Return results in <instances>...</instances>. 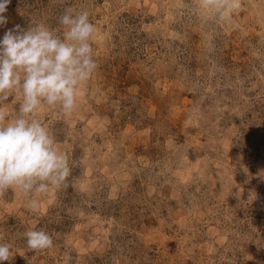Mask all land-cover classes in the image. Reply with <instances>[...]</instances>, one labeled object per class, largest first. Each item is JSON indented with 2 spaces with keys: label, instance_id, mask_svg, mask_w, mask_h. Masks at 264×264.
Wrapping results in <instances>:
<instances>
[{
  "label": "rangeland",
  "instance_id": "rangeland-1",
  "mask_svg": "<svg viewBox=\"0 0 264 264\" xmlns=\"http://www.w3.org/2000/svg\"><path fill=\"white\" fill-rule=\"evenodd\" d=\"M238 2L219 19L202 0H10L0 39L86 10L98 68L72 113L34 114L70 174L35 210L0 195L3 264H264V0Z\"/></svg>",
  "mask_w": 264,
  "mask_h": 264
},
{
  "label": "clouds",
  "instance_id": "clouds-1",
  "mask_svg": "<svg viewBox=\"0 0 264 264\" xmlns=\"http://www.w3.org/2000/svg\"><path fill=\"white\" fill-rule=\"evenodd\" d=\"M9 3L0 0V26L7 23L4 13ZM202 4L215 7L219 19L239 7L238 0H202ZM58 23L57 30L42 23L26 31L16 26L0 39V102L14 90L22 97L15 118L0 106V195L18 190L30 197L27 206L32 210L39 207L38 197L63 185L70 174L67 156L34 114L42 104L72 113L81 85L98 68L91 46L96 27L89 13L68 7ZM24 236L33 252L53 245L43 229L28 230ZM12 258L9 245L0 244V264Z\"/></svg>",
  "mask_w": 264,
  "mask_h": 264
}]
</instances>
